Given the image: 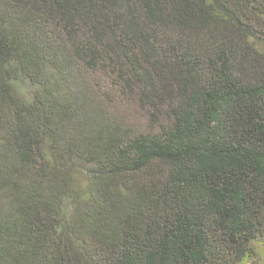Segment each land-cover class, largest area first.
Listing matches in <instances>:
<instances>
[{
	"label": "trees",
	"instance_id": "trees-1",
	"mask_svg": "<svg viewBox=\"0 0 264 264\" xmlns=\"http://www.w3.org/2000/svg\"><path fill=\"white\" fill-rule=\"evenodd\" d=\"M264 0H0V264H259Z\"/></svg>",
	"mask_w": 264,
	"mask_h": 264
},
{
	"label": "rangeland",
	"instance_id": "rangeland-1",
	"mask_svg": "<svg viewBox=\"0 0 264 264\" xmlns=\"http://www.w3.org/2000/svg\"><path fill=\"white\" fill-rule=\"evenodd\" d=\"M258 251H259V264H264V243L258 245ZM243 264H249L247 262Z\"/></svg>",
	"mask_w": 264,
	"mask_h": 264
}]
</instances>
